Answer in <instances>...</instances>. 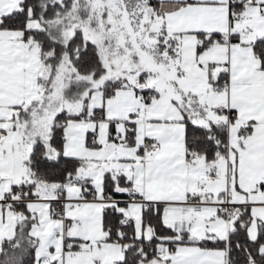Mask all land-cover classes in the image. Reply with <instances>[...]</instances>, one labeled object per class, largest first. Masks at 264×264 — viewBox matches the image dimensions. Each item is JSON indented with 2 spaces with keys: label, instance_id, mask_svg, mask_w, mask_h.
Returning a JSON list of instances; mask_svg holds the SVG:
<instances>
[{
  "label": "snow or ice",
  "instance_id": "obj_1",
  "mask_svg": "<svg viewBox=\"0 0 264 264\" xmlns=\"http://www.w3.org/2000/svg\"><path fill=\"white\" fill-rule=\"evenodd\" d=\"M0 264H264V0H0Z\"/></svg>",
  "mask_w": 264,
  "mask_h": 264
}]
</instances>
